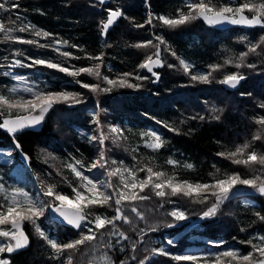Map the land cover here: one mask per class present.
<instances>
[{"label":"trees","instance_id":"16d2710c","mask_svg":"<svg viewBox=\"0 0 264 264\" xmlns=\"http://www.w3.org/2000/svg\"><path fill=\"white\" fill-rule=\"evenodd\" d=\"M0 2L8 5L13 2L19 4V8L11 11H0V22L6 26L18 28L22 23L30 22L36 28L52 34L48 38H38L31 32L12 33L23 39H36L40 44L50 45L40 48L36 45L5 41L4 35L0 33V94H8L7 88L13 82L10 76L3 73L16 72L27 76L40 87L47 86L52 91L78 93L83 101L79 104L54 105L43 127L38 131H23L13 136L0 129V149H10L14 158L13 164L25 168L24 181H32L37 186L40 183L54 184V180L57 182V174L40 158L41 151L56 155L54 158H60L61 154L70 160H81L85 165H90L96 154V144L88 134L93 113L96 111L103 121L118 124L123 131V137H126L114 142L111 134L105 141L104 146L108 143L106 151L109 167L112 166L113 159L119 163L122 161L123 166L130 165L137 169L148 165L167 173L168 176L174 175L178 180L193 183H208L213 177L222 179L225 174L233 172L239 173L242 178L257 175L264 178V168L260 165H235L230 159L218 155L234 150L236 145L245 141L252 143L250 151L264 153V139L252 140L253 135L260 130L254 120L264 116V108L260 107L264 104V45L258 47L255 53L248 54L244 66L235 67L240 63V53L247 52L249 44L257 43L260 35L264 34V29L237 26L218 29L206 24L202 19L175 29L163 26L158 19H153L151 25L145 24L143 28L134 26L144 24L149 12L154 17L166 15L176 18L177 9L187 11L185 0H109L105 1L104 5L99 4L98 0ZM213 2L218 3L221 0ZM222 2L227 3L228 0ZM237 2L243 3L245 0ZM116 8L121 9L124 15L102 35L101 21L106 19V9ZM246 14L252 15L247 11ZM156 36H161L165 41V44L160 46L164 63L153 70L160 75L157 80L147 69L139 67L145 58L153 53L154 47H133L148 40H152L154 45L159 42L155 39ZM242 37L247 39L242 40ZM57 40L67 41V44L54 43ZM53 48H58L59 52L67 51L71 56L65 58L59 52L53 51ZM165 48L169 50L166 51ZM16 50L22 51L24 55H14ZM172 52L176 53L175 57ZM101 53L104 54L102 76L118 80L123 78V73H130L126 78L128 82L140 87H114L107 93H93L81 84L108 87L103 79L86 73L72 77L43 65L31 68L8 67V63L15 59L30 64L32 59L41 58L74 70L91 67L98 61L88 57L99 56ZM177 57L192 65L189 75L183 72ZM226 60L231 63L225 64ZM170 64L174 67H169ZM249 64L254 67H248ZM210 65L221 67L212 71ZM209 72L211 77L207 84L191 80V74ZM231 73H240L245 77L236 88L219 83L225 75ZM138 75L147 79L137 80L135 77ZM77 80L81 83H77ZM242 93L244 95H241ZM157 120L162 123H157ZM169 127L176 131H169ZM148 131H153L163 138L164 146L158 151L145 146L148 138L142 137L141 133ZM14 140L21 145L20 149L29 155V166L19 159ZM46 159L49 162L55 160L53 156ZM169 159L177 163L169 165ZM62 163L60 162V167L66 170L65 161ZM187 164H191L192 168H186ZM0 167L6 168L2 171L4 179H15L19 174L18 171L12 173L9 164L2 161ZM145 175L144 172H138L139 177L143 178ZM111 182L119 186L117 177H113ZM236 188L237 193L230 195L229 199L219 206L217 213L207 218H202V213L211 207L215 200L209 193H200L201 196L208 195V199L204 203H197L194 202L199 198L196 194L192 198L175 196L160 199L146 190L144 194L149 195L150 199L135 205L145 218L136 217L130 211L132 205L125 204L123 208L131 223L116 222L128 239L116 244L118 238L112 239L108 235L110 229H104L92 244L81 246L73 255V262L101 264L98 258L107 254L114 264H120L121 260H124L125 264H139V260L144 256H150L152 248L161 247L162 244L167 246L165 249L172 255H185L188 250H199L201 247L219 248L215 242L221 245L232 244L241 254H247L250 249L252 251L251 245L242 241L251 239L253 243L258 244L260 241L255 238L264 236V221L254 215L256 212L264 215V196L245 185H237ZM174 205L183 210L187 217L185 220L175 221L168 215ZM114 208L113 203L110 212L115 215ZM92 210L96 212L98 208ZM44 219L49 223L46 225L49 227L48 234L61 243L65 242L68 236L75 237L79 233V230L51 220L48 214ZM168 224H173V227H167ZM153 227L157 229L155 232L150 231ZM140 229L144 231L141 232ZM25 231L31 238L29 248L15 254L0 253L1 258L10 260L11 264H59V257L52 258L51 249L36 237L31 225L26 224ZM166 238H172L173 243L169 245ZM109 243L113 247H106ZM121 248L124 250L121 251ZM133 256L136 259L133 260ZM195 256L198 257L197 261H175L170 256H150L145 264H215L216 254ZM222 264H229V258H222ZM231 264H237V261H231Z\"/></svg>","mask_w":264,"mask_h":264},{"label":"snow or ice","instance_id":"6c2138e0","mask_svg":"<svg viewBox=\"0 0 264 264\" xmlns=\"http://www.w3.org/2000/svg\"><path fill=\"white\" fill-rule=\"evenodd\" d=\"M99 4L104 5L105 0H98ZM187 11L177 9L176 18L161 15L154 17L151 12L148 13V19L144 24L134 25L137 28H143L145 24L151 25L153 19H158L163 26L175 29L181 25L190 23L197 19H202L209 25H220V24H231V25H242L245 27L253 28L260 27L264 29V0L254 2V0H245L243 3H238L237 0H228L225 2L214 3L213 0H185ZM19 8L17 2H13L10 5L0 2V11L8 12L12 9ZM107 16L105 20L101 21V34L107 33L108 29L117 21L118 18L122 17L124 13L121 9H106ZM252 13L251 16L246 15ZM18 19H20L18 17ZM18 31L20 33L31 32L35 37L48 38L52 34L47 31L36 28L35 25L29 23H22L18 28L6 26L0 22V33L4 35L5 41L18 42L20 44L36 45L40 48L50 47V45L40 44L36 39H23L19 36H14L12 33ZM155 39L159 41L158 44L153 45L152 40H148L143 43H137L133 47H154L156 49L153 59V55H149L139 65L140 68L147 69L148 72L152 73L153 76L158 74L153 71L154 66H162L163 61L160 59V45L165 44V41L161 36H156ZM242 40L247 37H242ZM56 44H67V41H55ZM264 45V34H261L259 40L255 44H249L248 51L240 53L239 60L235 67L240 68L244 66V61L249 53H255L257 48ZM165 50H169L165 48ZM53 51L59 52L58 48H53ZM14 55H24L20 50H16ZM59 54L65 58H69L71 53L64 51ZM174 57L175 52L171 53ZM104 54L101 53L99 56H89L88 59L98 61L91 67H82L74 70H70L68 67L61 66L60 63L53 62L49 59L35 58L31 60L30 64L23 63L19 59H15L9 68H31L36 65H43L49 69H56L61 73H65L68 76L77 77L81 73H86L89 76H94L97 79H103L108 87L101 88L99 84H87L82 83L83 88L89 89L93 93H107L110 92L114 87L120 88H139L140 85L129 83L126 79L130 76V73H123V78L118 80L109 79L107 76H102L101 67L103 63ZM78 59V57H76ZM179 60V65L183 69L186 75L190 74L192 65L186 62L184 59ZM231 63L230 60H226L225 64ZM174 67V65H168ZM248 67H254L249 64ZM212 71L218 70L221 65H210ZM3 75L10 76L12 80L17 82L16 85L7 88L8 94H0V117H3L0 122V129H4L8 134L15 135L16 133L24 130L27 127L38 125L42 122L45 114L49 112L56 104L71 103L79 104L82 103V99L79 98L78 93L69 91H52L47 86L40 87L36 83H27V78L23 75H17L12 72H4ZM211 72L207 74H191V80L193 82H199L207 84L210 82ZM137 80L147 79L145 76H136ZM245 77L240 73H231L223 77L219 83L227 85L231 88H236L239 83L244 80ZM77 83H81L77 80ZM19 93V94H18ZM241 95H244L243 93ZM260 107L264 108V104ZM215 111V109H213ZM15 113V115H14ZM203 119V117H200ZM219 119V117H214ZM92 123L97 126V130L100 131L99 144L100 154L99 161L93 162L87 166V171L92 169L105 168L107 159L104 151L105 141L109 139V136L102 131L104 125L102 124L99 113L94 114ZM162 123L161 121H156ZM255 124L260 126V130L255 133L252 137L253 141L264 139V116L255 118ZM165 127H168L165 125ZM169 131H176V129L168 128ZM108 131L113 134L114 142L120 140L123 137V131L118 125H108ZM142 137H147L146 147L153 151H158L164 146L163 138L153 132H143ZM90 139H96V137H90ZM17 149L21 148L18 142H15ZM252 149V143L245 141L243 144L235 146L234 150L228 152L218 153V155L224 156L226 159H230L235 165H242L244 167H251L253 165H260L264 168V153H257ZM12 153L9 152L10 156ZM24 159L28 157L25 155ZM135 159V157H134ZM103 163H100V162ZM169 165H175L177 162L169 159L167 161ZM112 164H116V161H112ZM121 167H113L106 169V175L109 178L107 188H111L112 191L108 192L104 189V185L99 184L93 178L84 175L80 168H84L85 165L81 160H74L73 163L65 165L71 173L80 182L77 186H71L73 195H68L56 190L55 184H42L43 196L51 198L52 203L48 204L54 212L72 228L79 230L78 238L69 240L68 242H59L48 235V233L42 228L39 220L45 215V207L34 199L28 192L22 188L13 187L9 191L3 183H0V238H7V243H0V253H13L22 249H25L30 244V238L25 232V225H31L34 229L35 234L39 239L43 240L52 251V258L56 259L63 254H67L65 264H74L73 255L85 244H92L97 240L98 234L104 229H110L108 232L109 236H118L120 239H128L125 232L121 231L117 226V221H122L124 224L131 223L130 217L125 214L123 205H132L130 211L135 214L136 217L144 219L143 214L135 206L138 202L146 201L150 199V196L146 193V190L160 199L183 196L186 198H192L196 194L198 199L194 200L197 203H204L208 199V195L201 196L200 193H206L209 189H214L210 192V195L215 198L214 203L211 207L207 208L202 213V218L214 216L221 204L229 199L230 194L236 188L237 185H245L249 188L254 189L260 195L264 196V178L261 176H253L252 178H242L239 173L225 174L224 178H215L211 183H200L190 182L187 180H178L174 175L168 176L167 173L159 170H155L154 167L145 165L140 168L123 166L121 161ZM186 168H192L191 164L185 165ZM138 172H144L146 175L143 178L138 176ZM113 177L119 179V186L114 185L111 180ZM58 202V203H55ZM115 205L113 216H106L98 214L92 211L94 208H111ZM169 216L173 217L175 221H183L187 217L183 211L172 210L168 213ZM254 215L261 221H264V215L256 212ZM167 227H173V224H168ZM155 227L151 228L150 231L155 232ZM244 229H241L243 231ZM143 232V229H140ZM255 239L259 240L260 243H253V240L242 241L251 245L252 251L247 254H241L237 249H229L216 254L215 264H222V258H229V264L231 261H237V264H264V236H258ZM120 240L116 241L119 244ZM167 243L171 245L172 240H168ZM106 247H113L111 243ZM135 250V245L132 246ZM121 251L124 249L121 248ZM258 254L257 258L254 256ZM150 256H170L175 261H197L198 257L195 255H172L163 246L152 248L150 250ZM149 255L139 260V264H145V261L150 259ZM132 259H136L134 256ZM0 264H11L10 260L0 258ZM101 264H114L111 257L104 254L101 257ZM120 264H125L124 260L120 261Z\"/></svg>","mask_w":264,"mask_h":264},{"label":"rangeland","instance_id":"374dc122","mask_svg":"<svg viewBox=\"0 0 264 264\" xmlns=\"http://www.w3.org/2000/svg\"><path fill=\"white\" fill-rule=\"evenodd\" d=\"M164 16H166V15H164ZM158 43L159 42L154 43V45L158 44ZM160 49H161V47H160ZM155 51H156V49L154 48L153 53L150 54V55H153V59L155 58V56H154ZM160 59L164 63V55L162 53V49L160 51ZM8 64H11V63H8ZM12 73L17 74V75H22L21 73H16V72H12ZM23 76H25V75H23ZM25 77L27 78V83H29V84L35 83V82L29 80L27 76H25ZM12 81L13 82H12V84L10 86L16 85L18 87H22V85H17L16 81H14V80H12ZM94 114H97V111H96V113H93V115ZM2 120H3V117H1V122H2ZM100 120H101L102 124L104 125V127H103L104 131L107 132V133H105L103 131V128H102V131L105 134H107L108 136L112 134V133H110L108 131V125H118V124H112L109 121H103L102 119H100ZM89 131H90L89 134H88L89 137H96V139H92L95 142V144H96V154L91 159V162H90V164H91L93 162H98L99 161V154H100L99 136H100V131L97 130V126L94 123L90 124ZM107 146H108V143L104 146V151H105V155H106V159H107V164L105 165V168H100L98 166L97 168H94V169H92V171L89 172V171H87V166L88 165L84 164L85 167L84 168H80L79 170L82 171L84 173V175L89 176L90 178H93L95 181H97L99 184L104 185V189L106 191L110 192V188H107V184L109 182V178L106 175V169H108L110 167H112V168L113 167H121V165L116 159H113L112 161H116V164H112V166L109 167V162H108V158H107V151H106L107 150ZM9 152L12 153V151L10 149H8V148H1L0 149V161H2L4 163H7V165L9 164V168L12 170L11 171L12 173H15V172L18 171L19 174H18V176L15 179L14 178L4 179V175H3L2 171H4L6 168L5 167H0V183H3L5 185V187L9 189V191L13 187L22 188L24 191L28 192L34 199H36L40 204L44 205V207H45V215L40 218L39 223L41 224L42 228L47 233H49V230H47V229H49V227L46 226V225H49V223H48V220L44 219V218L46 217V215L49 213V210L51 209V207H48V204L52 203V201H51V198L44 197L43 194H42V192H43L42 184L46 185L47 183H40V185L37 186L32 181H29V180H25L24 181V177H25V174H24L25 170L24 169L25 168L23 169L20 166L14 165L13 164V161H14L13 155L11 154L9 156L8 155ZM55 154H57V153H55ZM39 156L49 167H52L54 172L57 174V182L54 180V184L57 183L56 190L68 195L69 197H71L73 195V193H72V189H71L70 185L71 186H77L80 182L71 173V171L67 167H65V165L68 164V163H73L75 159L74 160H70L69 157H67V156L64 157L61 154H60V158L59 157L54 158V156H56V155H51V154L46 153V152L43 153L42 151L40 152ZM48 156H53V159H55V160H52L51 162H49V160L46 159ZM64 161H65L64 167L66 168V170H63L64 168L60 167V162L64 163ZM100 163H103V162L101 161ZM127 167L131 168L130 165H127ZM67 171H69V173ZM51 173H53L52 170H51ZM140 178H142V177H140ZM211 182L212 181H210L208 183H211ZM236 190H238V188H236ZM236 190L234 189L233 192L230 195L236 194L237 193ZM211 191H214V189H209L208 192H206V193L210 194ZM55 203H58V202H55ZM172 210L183 211L179 206L176 207V205L172 206ZM92 211L95 212V210H92ZM95 213L103 214V215H106V216H109V217L114 215L112 212H110V208H100V209L98 208V211H96ZM48 235L54 239V237L52 235H50V234H48ZM36 237H38V236L36 235ZM111 237H112V239L118 238L117 240H120L119 243H121L123 241V239H120L118 236H111ZM76 238H78V234H76L75 237H72L70 235V236H68V238L66 239L65 242H68L69 240L76 239ZM166 240L167 241L168 240H172V238H166ZM0 243H3V242H0ZM215 245L217 247H219L220 249L219 248H211V247L210 248L209 247L208 248L201 247V248H199V250L190 249L187 252H185V255H197V254L208 255V254H211V253L217 254L219 252L226 251V250H229V249H237L232 244H223V245H221L219 242H215ZM162 246L164 248H167V246L165 244H162ZM250 251H251V249H250ZM182 254L183 253H178V254H175V255H182ZM66 256H67V254L61 255L59 257L58 263L59 264H65ZM254 256L259 258L258 254H255ZM101 257L98 258V260L100 262H101ZM203 263L204 262H201V264H203Z\"/></svg>","mask_w":264,"mask_h":264},{"label":"water","instance_id":"95a60500","mask_svg":"<svg viewBox=\"0 0 264 264\" xmlns=\"http://www.w3.org/2000/svg\"><path fill=\"white\" fill-rule=\"evenodd\" d=\"M105 1H109V0H105ZM247 15V14H246ZM207 24V23H206ZM213 27H215V28H218V29H226V28H231V27H235V26H237V27H241V28H249V27H245V26H242V25H231V24H227V23H224V24H220V25H212ZM111 28V27H110ZM105 35V34H104ZM155 59V58H154ZM158 67H161V66H154L153 67V70L154 69H156V68H158ZM158 74V73H157ZM155 78H156V80H157V77L156 76H154ZM158 77L160 78V75L158 74ZM158 78V79H159ZM52 109H50L49 110V112L48 113H46L45 114V117H44V119L42 120V122L40 123V124H38V125H34V126H31V127H27V128H25L24 130H22V131H20V132H18V133H16V134H19V133H22L23 131H38V130H40L42 127H43V125H44V122H45V120H46V117L48 116V114L50 113V111H51ZM17 151H18V156H19V159L26 165V166H29L30 165V157H29V155L27 154V153H25L24 151H22L21 149H17ZM27 156L28 157V159L27 160H25L24 159V156ZM49 217H50V219L51 220H53V221H55V222H57V223H59V224H62V225H64V226H68V227H72V226H70V225H67L65 222H63L62 221V219L58 216V214L56 213V212H54L53 211V209L51 208L50 210H49ZM74 229V228H73ZM26 232V231H25ZM26 234L28 235V233L26 232ZM29 236V235H28ZM29 238H30V236H29ZM0 242H5V243H7L8 241H7V238H0ZM30 244H31V238H30ZM30 244H29V246H30ZM29 246L27 247V248H25V249H22V250H19V251H16V252H13V253H7V254H15V253H18V252H21V251H25V250H27L28 248H29Z\"/></svg>","mask_w":264,"mask_h":264}]
</instances>
